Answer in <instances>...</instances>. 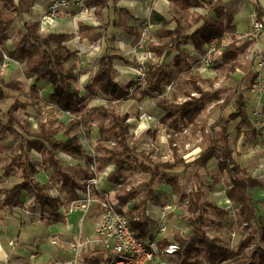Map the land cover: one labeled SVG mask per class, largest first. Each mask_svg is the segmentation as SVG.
Segmentation results:
<instances>
[{
    "label": "trees",
    "instance_id": "16d2710c",
    "mask_svg": "<svg viewBox=\"0 0 264 264\" xmlns=\"http://www.w3.org/2000/svg\"><path fill=\"white\" fill-rule=\"evenodd\" d=\"M36 0H0V45L7 40V32L14 23L30 13ZM119 0H86L88 7H96L100 18L108 15L111 9L117 8ZM177 4L175 15L167 17L154 9L151 10L149 23L165 30L168 40L150 44L149 50L159 58L146 63V84L142 90L135 88L136 82L122 85L117 81L118 71L114 66L117 55L106 53L101 57L95 73L85 85L87 95L82 94L76 86L79 82V72L67 70L66 62L70 59L69 50L63 44L71 39V35L51 33L40 35L37 33L38 24L25 23L19 31V38L15 40V49L11 56H19L26 60L25 74L34 78L31 92L37 95V84L45 82L50 85L51 91L48 99L49 107L61 111L68 117L61 121L57 128H51L48 120H38V127L33 128L20 116V112L32 106V102L16 98L7 110L0 108V142L11 137L19 140L16 148L12 150L6 171L16 168L20 171L22 179L10 189L0 190V211L11 213L21 204L23 194L34 196V203L40 208V219L45 222L59 221L62 216L59 212L63 205L60 197L49 193L48 186L37 181L35 175L43 170L54 169L52 177L60 184V192L69 198L76 196V190L83 186L82 182L91 179L96 174L90 170L91 162L97 163L98 172H102L106 164L114 166L108 179L116 183L119 188L115 194L116 204L126 205L134 200L132 213L141 208L138 215L129 218V225L137 237L145 240L151 238L150 226L152 220L146 214L148 200L160 201L155 194L153 186L167 179L175 191L181 194L180 199L187 201L186 220L189 232L174 233L172 242L164 236L159 243L162 252L171 243L179 244L177 253L168 260L169 264H264V218L257 216L251 189L264 186L260 180L252 177L251 173L235 160L233 149L228 139L219 132L214 133V126L209 127L201 122L205 107L210 102L223 100L220 107L232 103L236 109L230 117L239 119L237 123V137L246 132L255 135L256 126L251 122L245 107L242 93L237 96L239 87H232V93L226 99L222 98L223 88H214L215 80L205 79L192 71L188 54L183 48L190 42L200 50L212 40H217L216 51L219 59L215 66L218 70L226 69L228 77L243 68L240 60L242 41L233 24L232 15L224 12L223 0H170ZM201 8L203 13L195 12L191 18L188 10ZM256 13L261 18V9L257 6ZM173 26L170 28L169 26ZM110 25V24H109ZM108 23L98 26L80 23L79 33L90 36L95 31H107ZM137 33V30H134ZM93 38H97V37ZM99 37V36H98ZM228 41L224 44V38ZM224 49L220 53V48ZM173 56L174 67L180 72H186V79L182 88V99H170L163 95L165 84L172 80L173 74L164 59ZM251 63L243 70L249 71ZM227 77V76H226ZM5 88L15 91L22 89L18 81L7 82L0 78V101L6 97ZM132 88L134 91L132 92ZM138 94L139 102L146 97L154 99L156 106L164 113L161 123L172 132L184 127L192 126L195 132L200 131L204 140L208 142L205 150L194 160L196 166L197 184L191 194H187L179 177H166L165 172L176 167L186 165V161L176 146H172V160H157L151 152L140 149L143 136L133 138L130 134L128 114H120L118 107L122 102L130 100ZM103 98V105L88 107L89 100ZM219 107V108H220ZM180 119V120H179ZM91 124H96L99 130V139L96 140L97 156H85L87 167H79L80 174L75 175L64 168L58 158L60 153L69 156L84 155V145L81 134H88ZM62 137L58 138L57 134ZM151 132L147 131L146 135ZM36 151L42 156L40 167L33 164L30 154ZM180 153V154H179ZM216 158L219 171L228 177L226 196L236 206V222L248 233L243 235L235 248L222 243L218 236H209L206 230L207 218L211 210L217 212L223 219L227 211L219 209L213 202L203 201L205 195V182L201 169L209 161ZM133 167L140 173L148 175L147 180L139 183L128 180L126 170ZM143 191V197L137 201L138 194ZM5 198L2 199V195ZM190 198L187 200V198ZM214 223V222H213ZM163 254V253H162ZM164 256V254H163ZM168 258V257H167ZM204 261V262H203ZM97 263V262H94Z\"/></svg>",
    "mask_w": 264,
    "mask_h": 264
},
{
    "label": "rangeland",
    "instance_id": "374dc122",
    "mask_svg": "<svg viewBox=\"0 0 264 264\" xmlns=\"http://www.w3.org/2000/svg\"><path fill=\"white\" fill-rule=\"evenodd\" d=\"M130 1V0H128ZM161 1V0H155ZM154 0H149L150 8H153L155 5L153 2ZM164 1V0H162ZM36 2V1H35ZM155 2V3H156ZM168 9L163 11L161 14L167 16V17H173L176 13L175 8L177 7V4L173 3L170 0H166ZM35 4V3H34ZM126 6H129L128 3H126ZM1 6V4H0ZM124 6V5H122ZM122 6H118L115 9H111L108 12V15H104L103 21L106 23L108 22L110 24L111 31H115L117 33H121V30L125 28H130L131 24H136V26H132L135 28L134 30H137V33H135L134 38H129L131 41L128 43L127 47L123 49V58L122 60H118L115 62L116 66L119 68L120 77L118 82L122 85H127L130 82H137L142 78L143 73L145 72V66L146 63L150 60L158 61L159 58H155L152 52L149 50L150 44H156L158 42H165L168 40V36L165 32V30L168 29V27H165L164 29H161L159 26H154L149 23V21H142L140 22L139 19H136L132 16L134 14L133 6L123 8ZM132 7V8H131ZM2 8V6H1ZM0 8V9H1ZM129 8V9H127ZM127 10V12H126ZM202 13L204 12L203 9L197 8V9H191L188 10V17L191 18V16L195 13ZM131 13V14H130ZM100 17V16H99ZM70 18H64L58 21L60 23L62 20L69 21ZM102 21V18H100ZM74 19H72L73 22ZM34 23L33 21H30ZM82 22V21H80ZM86 22V23H85ZM83 23V22H82ZM84 24L89 25V21H84ZM80 25V24H79ZM64 25L63 27L66 28ZM173 26L170 25L171 28ZM56 26L53 29H50L52 32H58L64 31V32H76V26L75 24H71V27L69 29H57ZM251 30L249 29L248 33L242 38H248L250 35ZM95 34L100 37L101 31H95ZM91 32H87V34H80L79 36L82 39V37H87L89 39H92V36H90ZM132 34V33H131ZM238 34V33H237ZM116 35V34H115ZM76 36V35H75ZM82 36V37H81ZM110 40L112 42L106 43V46L110 45L112 48L117 49L118 47L114 44V37L113 34L110 33ZM240 36V35H239ZM91 37V38H90ZM19 38V35H17L15 38L12 39V42H8V37L6 40V43L4 45H0V78H4L7 82H11L14 79H12L11 75V69L12 66L21 69L23 71V77H29V75L25 74V67L27 66H19L17 64L10 63L8 66L3 69V64L5 60V55L9 56L14 59L13 56L10 55L12 51H14L15 47V40ZM93 40V39H92ZM224 44L228 41V38H224ZM242 41V40H241ZM214 43L215 46H217L218 41L212 40L211 42L207 43L206 45L210 43ZM252 44V43H250ZM13 45L14 47L10 51L8 46L11 47ZM205 45V46H206ZM204 46V47H205ZM224 49L220 48V53ZM247 52V55L249 53V48L245 50ZM245 54V53H243ZM241 54L240 60L243 64V68L240 69V71L244 69V67L248 66V62H244L245 56ZM218 55V52L215 50L212 54ZM152 57V58H151ZM96 56L92 55V53H83V54H75L70 55V59L66 62V68L67 70H72L74 72H79V74H85L84 71L91 70V75L96 71L98 67V63L96 60ZM155 58V59H153ZM219 59V58H218ZM250 59V58H249ZM11 60V61H12ZM25 60V59H24ZM210 60V57H209ZM26 61V60H25ZM169 66L170 72L173 74V78L171 81H169L167 84H172V88L169 91L168 94L165 96L170 99H176L181 100L182 99V88L184 85V80L186 79V72L182 71L180 72L178 69L174 67V61L173 56L169 57L167 59L162 60ZM211 62V60H210ZM213 66L210 68L213 70L211 71L210 75H206V79H212L215 80L214 88H223L224 92L222 93V98L226 99L229 97L232 93V87H239L242 88V83L244 82L243 79H237L235 78L238 76L236 73L232 75L231 78L228 77V73L226 69L218 70L215 66V61H213ZM91 68V69H90ZM192 71H194L192 69ZM248 73V71H245ZM197 75H199L197 72L194 71ZM123 77H122V76ZM90 76V75H89ZM200 76V75H199ZM227 76V77H226ZM118 79V78H117ZM25 81V86H22V89L19 91H15L10 88H5V99L3 101H0V108L2 110H7L10 105L14 102L16 98H19L22 101H29L32 102V106L27 108L26 110H23L20 112V116L26 120L27 122H30L32 124L33 128L38 127V120L44 119L49 121V125L51 128H57L59 123L61 121H67L68 117L66 114L62 113L61 111L55 110L50 106L48 103L49 95L51 89L47 87V84H44L42 82L37 84V95L35 93L31 92V86L34 85V78ZM258 81H261L264 83V79L255 77V80L253 83H256ZM252 83V84H253ZM79 82L76 84L77 87L82 88ZM248 90H252L250 87ZM83 93V91H82ZM258 95V93H256ZM261 97L264 100V92L261 94ZM138 94L135 93L134 97H132L128 101H133L137 105V114L135 116L136 121H141L142 119L146 117H153L156 122L157 126L156 129H150L154 131V134L146 135V132L142 134H138L136 131V124H132L130 122V118L132 117L131 112L127 110H123V104L125 102H122L120 106L118 107L120 114L124 115L126 113L129 114V121L130 123V134L133 135V138H137L140 135L143 136V138L140 141V149L146 150L148 152H151L155 159L159 160H172L173 154H172V146H176L179 149V152L181 155H183L186 165L179 166L171 171H166V177H179L182 179V186L187 194H191L192 190L195 188L197 181H196V166L194 165V160L199 157L200 153L206 149L208 142L204 140V137H202V134L200 132H195V130H192V127H184L180 131L172 132L170 129H168L164 124L160 123V119L163 115L161 110L156 106V101L154 99L145 98L143 102L138 101ZM223 102L217 101V102H210L206 105L205 110L201 116V122L204 124H207L208 126L213 125L214 126V133L219 132L221 135L225 136L228 139L229 146L233 149V156L235 160L246 170H248L251 175H253L258 180L262 181L264 183V154L261 149V146L258 142H256L255 138H245V135H241L240 137H237V120H232V118L229 116L231 113L236 112V109L232 103L226 105L224 108L220 107V104ZM106 103V100L103 98H96L93 100H89L88 107H95L99 105H103ZM221 109H220V108ZM130 109V108H129ZM131 110V109H130ZM223 116V117H222ZM230 117V118H229ZM0 118L5 121L0 115ZM229 118V119H227ZM255 125V122L253 123ZM145 129V130H147ZM144 130V131H145ZM58 138H61L62 135L59 132L57 134ZM202 137V138H200ZM99 139V130L96 124H91V127L88 131V134H81V141L85 145L84 146V155L82 156H75L70 158H65L61 154L58 155L60 158L63 166L65 169H67L70 173L79 175V167H87V161L86 157L87 155L92 154H98L97 148H96V140ZM14 141L13 138L9 137L4 141L0 142V180H3L4 182H17L22 179L21 173L18 169L13 168V170L9 171V173L6 171V166L9 164V157L12 154V150L15 149L14 147ZM179 153V154H180ZM40 167V166H38ZM107 173L110 172L114 167L108 166ZM43 170L42 168H40ZM42 174L41 180L46 181V184L49 189V193L60 197L65 209L70 213V204L66 203L64 198L66 195L62 194L60 192V184L58 181L54 180L52 175ZM125 176H128V180L135 181L137 183L141 182L143 180H147L149 177L148 175L144 173H140L135 168L131 167L126 170ZM201 175L205 182V195L203 198V201H210L214 202L218 205L217 201L223 197H225L226 190L228 188V177L226 175H223L219 169H218V163L217 159H212L204 168L201 169ZM41 182V181H40ZM18 183V182H17ZM153 190L156 192V194L160 197V201L157 202L161 204V206H167L169 207L168 212V230L165 234L172 242L174 241V233L181 232L179 229L184 228L185 235L189 232V226L187 225L186 220V208L187 201H183L180 199L181 194L174 190L172 185L167 183V179H163L162 181L156 183L153 186ZM250 193L253 197L255 208L257 210V216H261L264 218V186L260 187L258 189H251ZM143 197V191H141L137 196V201L140 200ZM190 198H187V200ZM134 203V200H133ZM62 205V206H63ZM61 206V207H62ZM62 209V208H60ZM230 210V211H229ZM229 214L228 220L221 219L217 212L214 210H211L206 223V230L209 234V236H218L222 243L230 246L231 248H235L239 240L243 235H246L248 233L247 230L243 229V227L239 226L236 222L237 217V211L236 206L231 202V207L229 208ZM141 211V208L135 210L132 213V209L129 210V208H126V214L130 218L131 216L138 215ZM12 213V212H11ZM66 217V216H65ZM91 219H89L85 224H87ZM34 222V220L32 219ZM68 221L73 223V226L75 227L76 234L80 232L79 228V215L76 213H73L68 217ZM50 222V221H49ZM214 222V223H213ZM45 221L41 222L40 217L38 219V225H40V228H46L45 227ZM48 223V222H46ZM54 224L53 222L50 223L48 226V229L53 231L50 227ZM84 224V225H85ZM153 224V221H152ZM55 225V224H54ZM57 225V224H56ZM66 233H57V228L54 229L53 234H47V241L48 242L42 246V244H33L32 247V254L30 256L31 264H69V261L72 259V247L74 243L76 242V238L73 237L72 242H67L68 234ZM73 235V234H72ZM49 238V239H48ZM85 238L83 237V241ZM49 247L58 248L61 253H65L64 260L62 257L58 256H52L48 255L47 252L49 250H46ZM45 252V255L43 254ZM84 255V253H82ZM173 258V256H172ZM171 258H167L165 255L160 254L157 256V258L151 263V264H169V261ZM204 262V261H203ZM222 264H230V263H222Z\"/></svg>",
    "mask_w": 264,
    "mask_h": 264
},
{
    "label": "crops",
    "instance_id": "0c3cea01",
    "mask_svg": "<svg viewBox=\"0 0 264 264\" xmlns=\"http://www.w3.org/2000/svg\"><path fill=\"white\" fill-rule=\"evenodd\" d=\"M36 2H38V6L36 5L35 9H31L32 11L30 13L22 16V17H24L23 19L25 21L27 20V17H25L26 15H31L33 18H39V16L43 12V7L46 5L47 0H36ZM155 2H153L155 6L153 8H150L149 0H130V1L119 0L117 3V7L124 5L122 7L126 8V7H130V6L135 5L133 8L131 7L134 11V14H132V16L136 19H139L140 22H141V20L142 21H145V20L149 21L150 12L152 9H154L155 11H157L159 13H162L163 11L168 9L167 4H166L168 2H166V0L157 1L156 3ZM223 2H224V7H225L224 12L232 15L233 24L235 25L237 33H238V35H240V37L241 36L244 37L248 33V31L250 29L249 18L251 15L256 14V7L257 6L261 9V12H262L261 19L264 21V0H223ZM126 3H128L129 6H126L127 5ZM127 9H129V8H127ZM126 12H127V10H126ZM69 21H70V23H68V21H66V20H62L60 23H57V25H56L58 27L57 29L58 30L62 29V28L63 29H69L71 27V24H75L76 32H78V35H79V32H80L79 31V24L82 22H79L75 19L73 20V22H72V19H69ZM66 23H67V26H65L66 28H64L63 26L66 25ZM102 23H105V22L102 20ZM106 23H108V22H106ZM108 25H109V23H108ZM93 26H95V25H93ZM132 26L134 27V26H136V24H133V25L131 24L130 28H125V29L121 30V33H117L115 31H111L110 25H109V27L107 28V31L102 33V35L100 37L93 35L94 37L96 36L97 38H93V36H92V39H93L92 40V39H89L87 37L81 36L82 39L80 38L81 40L79 42L76 41V37H75L76 32H74V34H72V32H69V31L64 32V31H60V30L58 32H52V31H49V32L57 33V34H59V33L69 34L72 36L71 39L66 41L67 42L66 48L69 50V53H70L71 49H75V51H77V52L70 53V55L79 54V52H80V54L87 53V52L92 53V55H95L97 57L96 58L97 63H99V60L101 59V57L108 52L110 54L117 55L118 58L114 60V66H115L116 70L118 71V76H117V78H118L117 81H118L119 77H120V72H119V70H118L119 68L116 66L115 62L118 60L124 59L123 58L124 56L122 54L123 49L128 46L127 45L128 43L131 42V41H129L130 40L129 38L135 37V35H134L135 34L134 29L135 28H133ZM110 33L113 34L114 44L116 47H118L117 49L112 48V46H110V45L106 46L107 41H108V43L113 41V40L112 41L110 40L111 39ZM102 36L105 37V42L97 45L96 42ZM241 40H242V44H241L242 47L240 48L239 52H240V54H243V53L246 54L244 62H248V65L251 63L252 67L248 71V73L245 72L246 70H243V71L242 70L240 71V69L237 70L236 72H238V73H236V72L235 73L238 76H236L235 78L244 80V82L242 83V88H239L238 92L242 93V96L244 97V101H245V107L247 109L249 118H250L251 122L254 123L252 113L257 107L258 95L256 94V92L250 91L248 89L250 88V85L255 80V77L254 76L252 77V72L256 71L257 72L256 77L264 79V68L260 69L257 67V62H258V59L260 58V56L258 54H254L253 59H249L248 58L249 55H247V52L245 50L247 48L254 47V48H256L257 52L264 53V31L261 33L259 38L257 40H255L254 42L248 41L247 38H242ZM250 43H252V44H250ZM13 47H14L13 45H11V47L8 46L10 51L12 50ZM13 49H15V47ZM183 51H185L188 54L191 65H192V69L195 72H197L202 78L206 79L205 76L210 75L213 68L212 69L209 68V69L205 70L200 65L201 59H202L204 52H205V49L202 48V49L198 50L195 48L194 44L190 42L189 44H187L183 48ZM245 54H243V55L245 56ZM10 73L12 75V79H14L13 81L21 82L22 86L23 85L25 86V81H29L30 83H32L29 80L30 76L29 77L28 76L23 77L24 73L21 69H18L16 67L12 66ZM84 73L85 74L82 73L79 76L80 84H82L81 85L82 88H80V89H81V92L83 91L82 94L87 95V91L85 90V85L89 81L90 77L95 73V71L92 75H91V70H88L86 72L84 71ZM32 78L33 77H30V79H32ZM42 83L47 84L45 82H42ZM47 87H49L51 89L49 84H47ZM238 92H237V96L239 95ZM146 98H149V97H146ZM260 101H261V104L264 106V100L262 97H261ZM126 114H128V113H126ZM128 116H129V114H128ZM163 117H164V113H163L161 119ZM229 118H227V119H229ZM161 119H160V123H161ZM232 120H237V119H232ZM128 121H129V119H128ZM205 125H207V124H205ZM211 126H213V125H210L209 127H211ZM190 127H192V126H190ZM151 129H153V128H151ZM147 131L151 132L149 135L154 134V131H152L150 129L142 131L140 134L147 132ZM198 132H200V131H198ZM241 135H245L246 139L250 138V137L255 138L254 140L257 142V131L255 132V135H253L250 132L249 133L246 132L245 134H241ZM202 137H200V138H202ZM13 141H14L13 145L16 148V145H17L19 140L13 139ZM60 154L63 157L67 158V155L62 154V153H60ZM30 160H31V162H33V161L39 162V164L36 166H40L42 163V156L39 153H37L36 151H32L30 154ZM73 160H75V159H73ZM108 166H112V165L106 164V167H108ZM112 167H114V166H112ZM113 169H112V171H113ZM169 171H171V170H169ZM53 172H54L53 168H50L49 170H41L40 169V172L35 175V178L37 181H39V182L41 181L42 184L47 183V180L46 181L41 180L42 174H47L46 176H48V175H52ZM252 177L254 179L258 180L253 175H252ZM108 181H109V183H111V185L118 186L116 183L111 182L109 179H108ZM17 182H19V180ZM17 182H12L9 184V182H4L3 180H0V190L10 189ZM256 189H258V188H256ZM155 194H156V192H155ZM3 196H5V194L2 195V199H4ZM30 198H31V196L27 195L26 193L23 194L22 199H21V204L19 206H17L16 208H14L12 213L0 211V264H31L30 256L32 254V249H33L32 245L33 244H36V245L42 244V246H44L47 242L49 245V241L46 242L45 239H47V234H53L54 233L55 228H57V233H66L67 232L68 234H73V235H68V238L66 239L67 242L69 240L71 241L73 239V237L76 236V231H75V227L73 226V223L68 221V217L70 215H72L73 213H70L66 217L62 213H60L62 218L59 221L53 222L55 225L52 224V226L50 227L53 231L48 229V226L52 222H48V223L45 222L44 223L45 227H47V229L42 228L43 226L40 228V225L37 224L38 219L40 217V208L37 204H35L34 202H31ZM223 198H221V199H223ZM225 198H227L226 194H225ZM221 199H219L217 201L218 205L215 204L214 202L213 203L219 209L227 211L229 214V211H230L229 208L231 206L228 208L221 207V205L219 204V201ZM159 206H161V204H159L155 201L148 200V202H147L146 214L149 216V218L152 221L154 220V218H157L159 215ZM99 211L100 210L98 209V207H96L93 210V212L90 214L89 219H91V220L87 224L84 225V231L86 233V234L84 233V235L91 236L93 234L94 227H95L94 223L99 219ZM227 215L224 216L223 220H226V219L228 220ZM230 215L231 214H229V217H230ZM32 219L34 220V222L32 221ZM41 222H43V221L41 220ZM59 223L63 224V226H59L58 225ZM46 250H49L47 252V254L49 256L50 255L56 256V258L58 256H60L64 260H66L68 258V257L65 258V256H66L65 253L64 254L61 253L60 250L56 247L55 248L49 247ZM43 254L45 255V252ZM71 254H72V252H71ZM103 255H104L103 251L97 247H94V246H91L90 248H86L84 250V256L87 257V261L90 263L98 262L102 258ZM71 257H73V256H71Z\"/></svg>",
    "mask_w": 264,
    "mask_h": 264
},
{
    "label": "built area",
    "instance_id": "2783aa9c",
    "mask_svg": "<svg viewBox=\"0 0 264 264\" xmlns=\"http://www.w3.org/2000/svg\"><path fill=\"white\" fill-rule=\"evenodd\" d=\"M36 5L38 6V2L32 6V9H35ZM25 17H27L26 21L23 19L24 17L19 18L7 32L9 43L13 42L12 39L19 35V31L24 24L30 21L38 24L37 33L40 35L48 33L50 29H53L57 25L59 20L64 18L75 19L79 22L82 21L83 23L84 21H89V25L95 26L102 24V21L96 12V7H88L86 5V0H47L39 18H33L31 15H26ZM249 25L251 32L247 40L254 42L264 31V21L256 13L250 16ZM75 37L77 42L81 40L78 32H76ZM103 42H105L104 36L99 38L96 44L99 45ZM63 44L66 46L67 42H64ZM204 49L205 52L200 65L206 70L213 66V61L218 60L219 53L218 55H212L216 50V46L213 42L206 45ZM75 52H77L75 49L70 50V53ZM254 54L260 56L257 62V67L260 69L264 68V53L257 52L254 47L249 48L248 58L253 59ZM11 60V57L5 55L3 69L13 62L19 66H26L27 64V62L19 56H16L12 61ZM256 75L257 72L253 71L252 77H256ZM145 77L146 71L143 73L142 78L139 81H135V88L140 90L144 88L146 84ZM250 87L252 88L251 91L258 93L257 107L253 111L252 117L257 131V142L261 146L264 154V106L260 101L261 94L264 92V83L258 81L251 84ZM171 88L172 84L165 85L163 95L165 96L168 94ZM131 91L133 92L134 88H132ZM240 93L241 92H238V94ZM90 156L95 157L97 155L90 154ZM72 157L73 156L67 155V158L74 159ZM32 163L35 165L39 164V162L34 161ZM97 166L96 162H91L89 168L96 174V176L84 180L82 182L83 186L76 190V196L74 198H64L66 203L70 204V213H76L79 215L80 228V232L75 236L77 240L72 247L73 257L69 261V264H151L157 256L162 253L168 258L174 256L180 248L179 244L171 243L166 248L165 252H162L159 247V243L162 238H164L169 227V214L167 212L169 207L159 206V215L157 218H154L153 224L150 226L151 238L145 240L137 237L129 225V217L126 214V208L128 207L129 210L132 208L133 200L129 201L124 206L117 205L115 194L119 186L111 185L107 179L112 170L107 173L108 167H105L102 172H98ZM3 198H5V196H3ZM34 200L35 197L31 196L30 201L34 202ZM96 207H98L100 211L99 219L94 223L95 227L93 234L91 236L84 235V224ZM61 208L62 209H60L59 212L64 216L70 214L65 209L64 205ZM58 225L63 226L61 223ZM179 230L185 235L184 228H180ZM66 234L68 233L66 232ZM83 237L85 238L84 241ZM72 240H69L68 242L71 243ZM91 246L97 247L103 251L104 255L97 263L88 262L87 257L82 255L84 250Z\"/></svg>",
    "mask_w": 264,
    "mask_h": 264
},
{
    "label": "bare ground",
    "instance_id": "6f19581e",
    "mask_svg": "<svg viewBox=\"0 0 264 264\" xmlns=\"http://www.w3.org/2000/svg\"><path fill=\"white\" fill-rule=\"evenodd\" d=\"M131 110H130V109ZM129 110L131 112V118H130V122L132 124H136V131L138 133H141L142 131H144L147 128H153L155 129L157 126V122L153 117H146L144 119H142L141 121H136L135 120V116L137 114V105L133 102V101H127L123 104V110ZM219 204L221 205V207L223 208H228L231 206V201L228 198H223L219 201Z\"/></svg>",
    "mask_w": 264,
    "mask_h": 264
}]
</instances>
